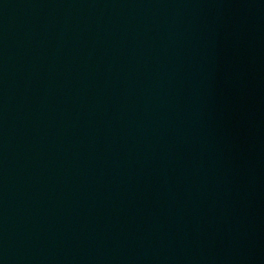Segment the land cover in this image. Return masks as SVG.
I'll list each match as a JSON object with an SVG mask.
<instances>
[{"label": "water", "instance_id": "water-1", "mask_svg": "<svg viewBox=\"0 0 264 264\" xmlns=\"http://www.w3.org/2000/svg\"><path fill=\"white\" fill-rule=\"evenodd\" d=\"M0 264H264V0H0Z\"/></svg>", "mask_w": 264, "mask_h": 264}]
</instances>
